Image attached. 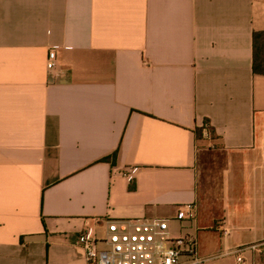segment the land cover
I'll return each mask as SVG.
<instances>
[{
	"label": "crops",
	"instance_id": "obj_1",
	"mask_svg": "<svg viewBox=\"0 0 264 264\" xmlns=\"http://www.w3.org/2000/svg\"><path fill=\"white\" fill-rule=\"evenodd\" d=\"M256 33L264 0H0V264H87L83 231L140 218L194 233L206 264H236L233 210L249 207L263 242L262 171L247 192L238 170L264 151ZM206 147L226 157L220 230L200 226ZM192 204L195 222L174 221ZM214 231L221 253L204 245Z\"/></svg>",
	"mask_w": 264,
	"mask_h": 264
},
{
	"label": "built area",
	"instance_id": "obj_2",
	"mask_svg": "<svg viewBox=\"0 0 264 264\" xmlns=\"http://www.w3.org/2000/svg\"><path fill=\"white\" fill-rule=\"evenodd\" d=\"M56 66V47H53L48 52L46 68L52 72ZM137 170L132 168L128 177ZM196 217L197 207L192 204L180 209L174 221L188 224L195 222ZM170 224L168 219L111 220L107 222L104 237L99 238L92 229H86L78 244L85 252L87 264H206L198 254L196 235L182 234L180 229L175 233ZM241 254V251L235 253L236 264H246Z\"/></svg>",
	"mask_w": 264,
	"mask_h": 264
},
{
	"label": "rangeland",
	"instance_id": "obj_3",
	"mask_svg": "<svg viewBox=\"0 0 264 264\" xmlns=\"http://www.w3.org/2000/svg\"><path fill=\"white\" fill-rule=\"evenodd\" d=\"M205 154L206 156L204 162L200 164L198 183L200 226L208 225L211 223L212 219H215V228L220 230L223 226L222 210L220 206V190L222 172L226 167V157L222 151L214 147H206ZM259 158V164L255 166H239L238 168V170L241 169L239 171V174L242 175L240 180L243 182L242 184L244 187L247 188V192L251 186V182L247 176L248 174L250 176L251 170L254 169V167L257 166V169L259 172L260 170L262 171L264 177V151ZM236 169L237 166L234 167L235 171ZM252 214L253 212L251 207L247 210L245 209L244 213H242L241 210H233V225L241 227L242 229L234 233L235 235L232 234L233 237L231 236L229 238V246L235 247L236 245H239L238 247H241V249L244 250L241 255L244 257L246 264H264V245H262L264 244V241L254 244L257 241V236L255 235L256 230L253 228ZM176 226V224L172 223L173 229H178ZM229 231L231 232V230ZM211 239H214L215 243L214 245L211 243L210 246H208V243H204L206 249L209 248L208 251L210 250V253L212 254L221 253L224 247L223 238L218 234V232L214 231L213 235H211ZM213 246L215 249L214 252Z\"/></svg>",
	"mask_w": 264,
	"mask_h": 264
},
{
	"label": "trees",
	"instance_id": "obj_4",
	"mask_svg": "<svg viewBox=\"0 0 264 264\" xmlns=\"http://www.w3.org/2000/svg\"><path fill=\"white\" fill-rule=\"evenodd\" d=\"M264 39V33L254 34V63L253 71L255 74L264 75V45L261 41Z\"/></svg>",
	"mask_w": 264,
	"mask_h": 264
}]
</instances>
